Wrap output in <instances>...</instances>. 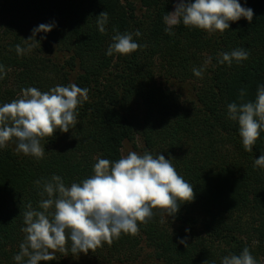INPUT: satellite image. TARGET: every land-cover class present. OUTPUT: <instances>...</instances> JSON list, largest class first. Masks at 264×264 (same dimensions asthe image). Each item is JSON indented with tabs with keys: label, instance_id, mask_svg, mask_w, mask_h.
Returning <instances> with one entry per match:
<instances>
[{
	"label": "trees",
	"instance_id": "trees-1",
	"mask_svg": "<svg viewBox=\"0 0 264 264\" xmlns=\"http://www.w3.org/2000/svg\"><path fill=\"white\" fill-rule=\"evenodd\" d=\"M239 2L253 9L251 23L241 18L223 34L208 35L181 22L169 36L163 17L175 0H0V64L7 70L0 105L27 87L43 92L75 83L89 89L76 128L41 141L42 160L16 155L13 143L0 149V264H15L24 238L22 213L41 199L36 180L57 174L66 185L79 182L92 174L94 158L119 159L137 138L143 151L173 159L194 186V201L181 204L175 219L157 213L136 236L122 235L87 255L57 252L55 260L40 264H221L245 246L264 263V168L254 167L264 153V132L247 152L238 124L227 117V105L240 102L241 89L254 100L264 84V0ZM103 11L109 14L106 35L96 25ZM51 22L52 31L36 36L40 46L17 54V44L27 47L22 38ZM113 26L122 33L139 30L134 39L147 46L106 55ZM235 48L250 51L249 59L220 65L217 53ZM207 56L212 63L197 78L192 69ZM185 236L187 248L178 243Z\"/></svg>",
	"mask_w": 264,
	"mask_h": 264
},
{
	"label": "clouds",
	"instance_id": "clouds-1",
	"mask_svg": "<svg viewBox=\"0 0 264 264\" xmlns=\"http://www.w3.org/2000/svg\"><path fill=\"white\" fill-rule=\"evenodd\" d=\"M253 17V9L242 6L239 0H177L174 11L166 13L163 22L169 36L175 35L172 27L181 22L185 27L213 35L229 30L230 22L244 18L251 23ZM108 23L107 11L96 16L100 34H107ZM54 27L55 22H51L33 28L29 38H22L27 47L16 45L17 54L24 55L40 46L37 34L48 33ZM112 32L108 56L129 55L147 46L134 39L142 35L139 30L122 33L113 26ZM249 56L250 51L235 48L217 53L216 59L220 65L230 67L234 61L241 64ZM211 63L212 57L207 56L202 66L193 67L194 76L202 79ZM6 75L5 66L0 64V80ZM88 93V88L75 83L57 84L43 92L36 87L22 88L17 98L0 105V149L13 143L16 155L42 160L45 145L41 141L53 138L57 130L67 133L76 128L79 108L89 99ZM246 94L241 89L240 102L227 105V117L238 124L244 150L252 152L264 132V84L258 85L254 100H246ZM94 159L92 174L79 182L66 185L57 174L34 182L41 199L35 208L28 203L22 213L20 231L24 238L13 257L15 264L53 261L57 252L65 256L69 252L73 256L87 255L90 250L94 253L104 244L111 246L122 235H138L140 225H147L157 213L175 219L180 205L195 199L194 186L177 172L173 159H166L159 152L129 151L116 160ZM254 167L264 168V153L254 159ZM178 243L185 248L189 246L187 236ZM221 264H258V261L245 246L239 254L223 256Z\"/></svg>",
	"mask_w": 264,
	"mask_h": 264
},
{
	"label": "rangeland",
	"instance_id": "rangeland-1",
	"mask_svg": "<svg viewBox=\"0 0 264 264\" xmlns=\"http://www.w3.org/2000/svg\"><path fill=\"white\" fill-rule=\"evenodd\" d=\"M177 2V0H175V3ZM173 11H174V7H173ZM172 11V12H173ZM187 91V90H186ZM186 93L187 92H184V94H183V96H187L186 95ZM144 143H143V141L140 139V138H137V141H136V143H133V142H127L126 143V145H125V147H124V149H123V155H127V153L129 152V151H136V152H140V153H142L143 152V150H144ZM83 264H91V263H93V264H97L95 261H89V259L87 260V261H83L82 262ZM264 264V263H263Z\"/></svg>",
	"mask_w": 264,
	"mask_h": 264
}]
</instances>
